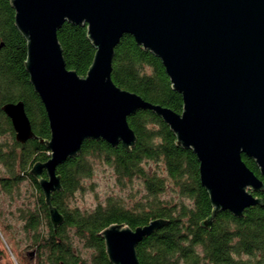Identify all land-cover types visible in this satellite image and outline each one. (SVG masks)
Segmentation results:
<instances>
[{
	"label": "water",
	"instance_id": "obj_1",
	"mask_svg": "<svg viewBox=\"0 0 264 264\" xmlns=\"http://www.w3.org/2000/svg\"><path fill=\"white\" fill-rule=\"evenodd\" d=\"M11 1L16 27L28 41L25 68L51 130L46 143L51 158L31 174L40 179L55 228L64 223L52 205V194L62 189L58 168L80 155L87 140L130 151L137 137L128 118L139 111L154 112L177 144L197 156L201 184L214 208L206 225L221 211L242 218L263 204L253 192L264 190V180L243 155L255 161L264 179V0ZM65 23L88 29L96 54L86 77L67 68L58 39ZM125 35L162 61L182 95L181 114L114 83L115 51ZM2 110L18 143L36 138L23 102ZM167 223L106 229L102 236L111 264H141L137 247Z\"/></svg>",
	"mask_w": 264,
	"mask_h": 264
},
{
	"label": "trees",
	"instance_id": "obj_2",
	"mask_svg": "<svg viewBox=\"0 0 264 264\" xmlns=\"http://www.w3.org/2000/svg\"><path fill=\"white\" fill-rule=\"evenodd\" d=\"M58 39L67 68L86 77L96 54L87 27L65 23ZM0 44L5 45L0 52V165L4 169L0 196L13 200L16 194L22 199L17 220L32 241L21 248L0 211V264H14L3 230L11 234L9 244L18 264H111L102 236L106 229L122 225L136 230L159 219L167 225L137 247L141 264H264V190L253 192L263 204L247 209L242 218L221 211L206 225L214 208L201 184L198 158L177 144L170 127L152 111H139L128 118L137 137L130 151L122 145L113 148L103 140H87L80 155L58 168L62 189L52 194V205L64 223L55 228L40 179L31 174L37 163L51 158L46 145L51 130L25 68L28 41L16 27L11 0H0ZM112 79L119 88L151 104L183 112L182 95L173 89L162 61L130 35L122 38L115 51ZM18 102L25 104L36 136L26 144L16 141L12 122L2 110ZM243 161L264 180L253 159L243 155ZM98 170L110 171L119 188L131 191L126 197L111 194L91 211L72 207L77 192L94 190L86 183ZM24 183L29 184L28 195H23Z\"/></svg>",
	"mask_w": 264,
	"mask_h": 264
},
{
	"label": "rangeland",
	"instance_id": "obj_3",
	"mask_svg": "<svg viewBox=\"0 0 264 264\" xmlns=\"http://www.w3.org/2000/svg\"><path fill=\"white\" fill-rule=\"evenodd\" d=\"M8 138V137H7ZM4 172L3 166L0 165V173ZM87 187L89 188L91 185L94 186V190H87L84 193L77 192L74 196V199L70 202L72 207H78L81 210H93L99 203V200L102 202L105 198L111 194L117 193L124 197L126 194L131 191V188L125 191L122 188H119L115 182V177L112 175L110 171L98 170L95 177L92 181H87ZM135 189L137 188L136 184L134 185ZM134 190V189H133ZM29 184L24 183L22 186L23 195L29 194ZM14 195V199L12 200L9 196H5L1 194L0 198V211L2 213V221L5 225L11 226L13 232L16 234V238L19 242L21 248L26 247L32 241L29 236H27L21 229L22 224L17 220V210L22 207L23 201L22 199L16 198V194ZM169 198V194L167 197ZM4 237L3 241L6 244V248L12 255V261L14 264H18L17 260L12 254L9 241L11 239V234L3 230ZM3 236V235H2ZM85 258H89L88 253L85 252Z\"/></svg>",
	"mask_w": 264,
	"mask_h": 264
},
{
	"label": "flooded vegetation",
	"instance_id": "obj_4",
	"mask_svg": "<svg viewBox=\"0 0 264 264\" xmlns=\"http://www.w3.org/2000/svg\"><path fill=\"white\" fill-rule=\"evenodd\" d=\"M1 178V177H0Z\"/></svg>",
	"mask_w": 264,
	"mask_h": 264
}]
</instances>
